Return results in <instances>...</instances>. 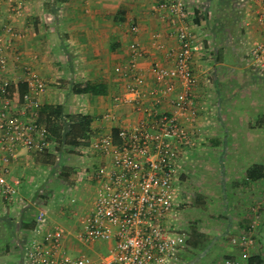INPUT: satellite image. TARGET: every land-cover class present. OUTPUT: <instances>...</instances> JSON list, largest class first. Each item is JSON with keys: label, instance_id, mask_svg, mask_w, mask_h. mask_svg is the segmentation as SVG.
<instances>
[{"label": "crops", "instance_id": "obj_1", "mask_svg": "<svg viewBox=\"0 0 264 264\" xmlns=\"http://www.w3.org/2000/svg\"><path fill=\"white\" fill-rule=\"evenodd\" d=\"M162 1L166 0H27L24 15L11 21L22 36L13 40L8 53V76L13 83L24 81L29 73L45 80L46 90L40 94L42 105H63L66 113L91 115L90 138L110 129H119L130 122L138 124L143 115L132 103L118 104L115 98L135 81L129 69L132 44L138 43L143 50V55L137 60L141 70L138 83L141 89L149 90L157 86L158 80L151 73L154 63L169 68L174 65L170 50L179 48L178 27L159 8ZM184 1L194 15V19L189 20L192 37L202 46L193 58L197 73L193 98L198 113L194 125L199 132V145L184 156V164L192 163L199 155V159L215 157L219 159V164L213 168L216 171L212 172L213 169H209L205 163V175L209 177L201 184L199 192L202 213L198 215L199 220L194 221L197 227L192 229L191 222L183 225L180 208L174 212V217H180L187 235L190 234L176 264H196L202 258L206 260L202 264H226L229 258L264 264V109L254 111L250 106L249 109L237 107V100L231 98L236 95L240 83L231 86V82H236L235 76L239 69L236 71L237 67L230 65L229 58L220 54L223 46L222 43L216 44L220 40L212 29L213 12L228 11L226 8L232 7L234 0ZM246 1L247 16L251 19L246 23L251 29L248 36L261 39L264 33L255 22L254 3L252 0ZM10 9L8 1L0 4L3 13L0 34L3 33V24ZM159 43L165 47H158ZM240 62L243 61L237 60V64L240 65ZM247 73V77L252 73L264 75L255 68ZM85 82L103 83L108 92L106 95H93L73 91L75 85ZM153 102L149 100L150 104ZM157 106L160 111L171 110L167 98ZM108 112L118 115V120L104 123L102 117ZM37 155L39 153L29 149L21 150L11 164V175L19 174L20 169L25 170L27 167L48 168L46 156L38 160L39 164H34ZM251 167L253 170L249 173ZM11 178L22 179L17 175ZM30 178L36 180L38 177L34 175ZM95 185L91 177L80 185L84 190L82 196L88 198L82 202L78 200L79 214L86 215L90 198L95 194ZM41 188L33 198H38ZM181 195L182 205L192 198L186 191H182ZM6 204L12 205L11 210H22L18 205ZM27 205L30 206L29 203ZM0 207L4 208L1 202ZM49 212L50 209L47 211L48 218L51 217ZM59 217L55 226L49 220V226L62 227L70 232L78 229L79 223L74 215L70 228L66 225V216ZM256 219L255 242L245 249L243 236L248 235L250 225ZM6 223L9 227V222ZM20 229L23 230L22 224ZM194 232L201 234L198 246L189 242ZM68 241L75 242L72 238L66 243ZM80 245L76 254L85 252L97 256L104 249L102 243L90 247L82 243ZM182 254L184 260L181 262ZM190 254L194 261L189 260L191 257L187 259Z\"/></svg>", "mask_w": 264, "mask_h": 264}, {"label": "built area", "instance_id": "obj_2", "mask_svg": "<svg viewBox=\"0 0 264 264\" xmlns=\"http://www.w3.org/2000/svg\"><path fill=\"white\" fill-rule=\"evenodd\" d=\"M3 1L9 2L11 11L0 34V200L25 208V199L18 196L21 180H9L11 164L23 149L43 154L51 146L47 125L38 121L43 106L40 94L47 83L29 73L23 81L29 86L23 104L9 97L13 81L8 76V53L13 40L22 36L11 21L24 15L27 0H0V4ZM252 2L254 18L264 33V0ZM159 8L178 27L179 48L170 50L173 67L154 63L151 73L158 80L157 86L141 89L137 60L143 50L138 43L132 44L129 69L135 81L115 100L118 104L132 103L143 119L119 128L118 141L110 129L83 146V154L95 160L86 169L96 182L86 215L79 214L78 198L71 196L66 206L72 208L79 227L70 232L49 226V208L39 210L36 225L27 236L24 264H176L186 247L189 236L174 212L182 205L179 183L184 156L199 144L194 125L198 113L193 98L197 82L193 58L202 46L192 37L189 20L194 15L184 0L162 1ZM249 55L252 66L264 74V36L254 41ZM165 98L170 111H160L157 106ZM149 100L155 102L150 104ZM102 120L106 124L116 122L118 115L108 112ZM257 221L243 236L245 249L255 242ZM68 236L89 247L102 243L104 249L97 256L85 252L70 254ZM226 264L253 263L229 258Z\"/></svg>", "mask_w": 264, "mask_h": 264}, {"label": "rangeland", "instance_id": "obj_3", "mask_svg": "<svg viewBox=\"0 0 264 264\" xmlns=\"http://www.w3.org/2000/svg\"><path fill=\"white\" fill-rule=\"evenodd\" d=\"M246 2V0H234L232 7L226 8L229 9L228 11H225L226 13H220L218 10L214 11V22L212 29L216 31V37L220 40L216 44L222 43L223 46L221 47L220 54L226 58H229L230 65L237 67V69H235L236 71L239 69L237 72L238 74L235 76L236 82H231V86L234 87L236 83H240L237 85L236 95H232L231 98L237 100L235 101L239 105L237 107H242L245 109L250 106L249 108L251 110L256 111L255 109H264V75L261 76L260 74L256 75V73H252V75L247 77V72L253 71L254 68L251 64L249 52L256 39L252 38V36H248L251 29H248L249 25L247 26L246 23L248 21L250 22L251 19L249 16H247L249 12L246 10L248 7ZM236 59L242 60L243 62H240L239 65L237 64ZM245 73L247 74L243 75ZM219 100H221V98ZM83 146L84 145L73 149L67 145H64L59 151V145L55 142H52L49 150L43 154L37 155L38 157H35L34 160H37L34 162V164H39L38 160H41L42 158L44 159L45 156L49 158L48 154H57L59 162L57 166L58 169L59 167H70L78 172L79 179L74 183L64 180L59 174L60 170L57 169L56 171H52V166L50 165L48 168H44L42 166H38V168L27 167L25 170L20 169L19 174L12 173V175H17L22 178V182L19 186L18 196H22L25 199L26 206L20 211H18V208L11 210L12 207L10 206L12 205H8L5 201L0 200L1 205L4 204V208L0 207V264L24 263L23 251L29 231H27L25 228H23V230L20 229L21 220L24 219L25 222L35 220L38 210L46 209L47 207L50 209L49 214L51 217L48 218L47 221L51 220L54 224L53 226L56 225L58 219L60 218L59 216L62 215L66 216L64 219H66V225H68V228H70V226L73 224V222H71V217H73L74 213H72L71 208L66 206L68 204L67 201L71 198V196H76L81 202L86 198L81 194L84 193V190L80 188V185H82V182L88 181L91 177L90 174L87 173V165H94L93 161L83 154ZM197 147L195 149H197ZM50 150L52 153H50ZM200 157L201 155H199L197 158H194L192 163H189L188 165L185 164L186 166L184 165L182 167L180 177L181 182L179 183L180 189L182 191H186V194L192 197L190 201V198H188V200H186L187 202L183 203V205L179 207V215L182 218V223L184 222L183 225L191 222L193 224L191 225L193 226L192 229L197 227L195 225L197 222L194 223V221H198V215L199 213H202V200L199 198L201 197L199 192L202 187L201 184H203V182L209 177H206L207 175H205V163H207V167L209 169L217 168L219 164L217 163L219 159L215 157L199 159ZM215 171L216 169L212 170V172ZM27 174L30 177L35 175V177L38 178L36 180L32 178L29 179ZM12 175L10 174L9 176V180L11 182L15 179L11 178ZM39 188H41L42 191L38 198L35 197L37 198L35 200L33 195L39 190ZM88 192H90L89 188ZM28 203L30 206L27 205ZM21 212L23 214L19 216ZM186 220L188 222H186ZM6 221L9 222V227L6 226ZM70 237L71 236H68L67 240L72 238L75 242L68 241L66 243L68 252L70 254L76 255L77 249L81 245L80 242L75 238ZM187 259L194 261V258L191 254L187 257ZM180 260L181 262L184 260L183 254L180 257ZM204 262H206V260L205 258H202L201 262H197L196 264H202Z\"/></svg>", "mask_w": 264, "mask_h": 264}, {"label": "trees", "instance_id": "obj_4", "mask_svg": "<svg viewBox=\"0 0 264 264\" xmlns=\"http://www.w3.org/2000/svg\"><path fill=\"white\" fill-rule=\"evenodd\" d=\"M29 86L26 82L13 83L10 87L9 97L18 103L19 105L24 102V95L28 92ZM73 91L77 94L91 93L93 95H106L107 86L103 83H81L74 86ZM38 121L47 125L50 132V140L59 145V151L62 146L67 145L70 148H79L82 145L88 144L90 140L91 125L93 117L88 114H72L64 111L63 105H43L40 109ZM116 141H118V129L113 130ZM46 162L52 166V171H56L58 168V155L48 154ZM258 167V165H255ZM253 166V169L255 168ZM249 170V173L252 172ZM60 176L71 183L76 182L79 179V174L73 168L59 167ZM22 228L27 231L34 228L36 225L35 220L22 221ZM201 234L194 232L189 239L194 246H198L201 242ZM24 254V251H23ZM251 261V260H250ZM252 262V261H251Z\"/></svg>", "mask_w": 264, "mask_h": 264}, {"label": "flooded vegetation", "instance_id": "obj_5", "mask_svg": "<svg viewBox=\"0 0 264 264\" xmlns=\"http://www.w3.org/2000/svg\"><path fill=\"white\" fill-rule=\"evenodd\" d=\"M23 249V248H22ZM24 251H25V246H24ZM24 264V263H23Z\"/></svg>", "mask_w": 264, "mask_h": 264}, {"label": "water", "instance_id": "obj_6", "mask_svg": "<svg viewBox=\"0 0 264 264\" xmlns=\"http://www.w3.org/2000/svg\"><path fill=\"white\" fill-rule=\"evenodd\" d=\"M23 260H24V254H23Z\"/></svg>", "mask_w": 264, "mask_h": 264}]
</instances>
